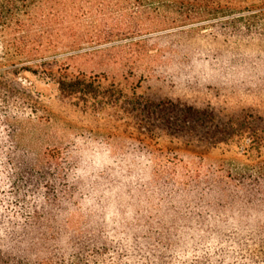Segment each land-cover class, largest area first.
Listing matches in <instances>:
<instances>
[{
    "label": "rangeland",
    "instance_id": "374dc122",
    "mask_svg": "<svg viewBox=\"0 0 264 264\" xmlns=\"http://www.w3.org/2000/svg\"><path fill=\"white\" fill-rule=\"evenodd\" d=\"M78 2L66 23L72 31L57 39L47 67L104 77L127 96L134 91L203 114L188 144L163 139L162 150L151 154L124 132L118 117L60 98L39 71H25L9 86L0 79V87L11 90L3 101L0 91V218L17 175L62 151L70 160L73 201L96 204L111 235L151 241L173 229L160 222L181 219L201 228L258 227L264 220V202L257 201L264 200L262 31L242 21L232 25L230 10L209 0ZM211 172L214 177L203 176ZM239 187L251 195L238 199ZM192 204L202 216L190 211ZM186 232L197 233L194 227ZM8 261L3 257L0 264Z\"/></svg>",
    "mask_w": 264,
    "mask_h": 264
},
{
    "label": "trees",
    "instance_id": "16d2710c",
    "mask_svg": "<svg viewBox=\"0 0 264 264\" xmlns=\"http://www.w3.org/2000/svg\"><path fill=\"white\" fill-rule=\"evenodd\" d=\"M209 1L215 8L230 10L232 25L242 21L264 34V0ZM79 9L78 0H0V79L5 77L9 86L25 71H39L55 85L60 98L90 113L118 117L124 132L151 154L162 150L163 139L175 146L188 144L195 135V118L203 112L168 100L144 99L134 91L127 96L104 77L69 75L47 67L46 56L66 30L72 31L68 21ZM32 62L40 68L30 67ZM0 91L2 101L11 92L3 83ZM69 161L62 151L48 153L39 166L17 175L0 218V259L11 264H264V220L248 229L234 225L214 229L208 223L201 228L197 221L189 225L181 217V224L160 222L161 228L173 229L151 241L145 235L109 234L96 204L73 201L76 189L70 183ZM190 190L195 191L194 186ZM237 192L238 199L251 195L242 187ZM253 201L251 206L256 205ZM190 211L202 216L199 204H192ZM190 227L197 233L186 232Z\"/></svg>",
    "mask_w": 264,
    "mask_h": 264
}]
</instances>
